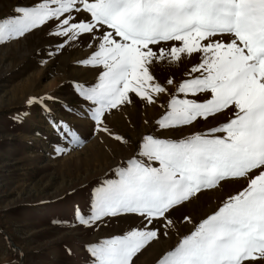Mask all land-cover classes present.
Here are the masks:
<instances>
[{"label": "snow or ice", "instance_id": "6c2138e0", "mask_svg": "<svg viewBox=\"0 0 264 264\" xmlns=\"http://www.w3.org/2000/svg\"><path fill=\"white\" fill-rule=\"evenodd\" d=\"M14 12L0 20V42L56 21L54 35L74 41L88 34L96 43L81 63L104 70L94 86L78 87L95 105L91 118L98 126L107 112L131 104L130 94L154 104L168 89L151 67L193 54H199V63L169 94L156 125L171 130L231 113L205 132L179 139L142 137L139 158L129 159L116 170L118 179L96 189L91 216L84 218L77 210V220L87 226L121 214L143 218L142 227L90 245L92 264H133L137 253L159 239L160 230L150 227L154 221L171 227L166 215L171 209L228 179H245L247 186L227 197L158 264L264 261V0H41ZM80 13L88 17L77 19ZM68 135L71 142L82 143L75 133ZM115 139L123 142L118 135Z\"/></svg>", "mask_w": 264, "mask_h": 264}, {"label": "rangeland", "instance_id": "374dc122", "mask_svg": "<svg viewBox=\"0 0 264 264\" xmlns=\"http://www.w3.org/2000/svg\"><path fill=\"white\" fill-rule=\"evenodd\" d=\"M37 2L41 0H0V20L17 15L18 6ZM87 17L80 13L77 19ZM56 24L50 21L22 37L0 42V264H92L90 245L142 227L143 218L121 214L87 226L77 220V210L84 218L91 216L96 189L118 179L116 170L129 159L139 158L142 137L179 139L205 132L231 116L225 111L171 130L156 125L166 112L169 94H175L179 83L190 78L186 75L190 68L199 63V54H193L176 64L151 67L168 89L154 104L130 94L132 103L107 112L98 126L91 118L95 105L80 95L78 87L94 86L104 70L81 63L96 50V43L88 34L74 41L54 35ZM168 79L174 83L167 85ZM179 98L210 96L179 94ZM105 127L107 132L98 130ZM69 132L82 143L71 142ZM117 135L123 142L115 139ZM246 186L245 179H228L171 209L166 215L172 226L154 221L150 227L160 230L159 239L137 253L133 264H158L227 197Z\"/></svg>", "mask_w": 264, "mask_h": 264}]
</instances>
